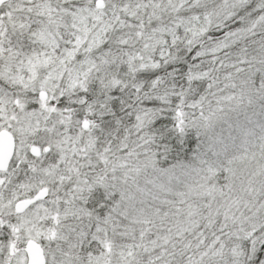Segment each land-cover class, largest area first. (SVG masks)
Returning a JSON list of instances; mask_svg holds the SVG:
<instances>
[{
  "label": "snow or ice",
  "instance_id": "1",
  "mask_svg": "<svg viewBox=\"0 0 264 264\" xmlns=\"http://www.w3.org/2000/svg\"><path fill=\"white\" fill-rule=\"evenodd\" d=\"M0 264H264V0H0Z\"/></svg>",
  "mask_w": 264,
  "mask_h": 264
}]
</instances>
